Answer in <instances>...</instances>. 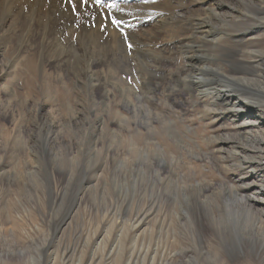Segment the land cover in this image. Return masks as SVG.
<instances>
[{
	"label": "rangeland",
	"instance_id": "374dc122",
	"mask_svg": "<svg viewBox=\"0 0 264 264\" xmlns=\"http://www.w3.org/2000/svg\"><path fill=\"white\" fill-rule=\"evenodd\" d=\"M172 1L173 11H188L201 0ZM182 22L173 39L184 34ZM130 24L116 29H131L135 41L120 32L134 49L138 28ZM162 36L172 43L170 32ZM15 37L0 44V264H264V232L253 229L234 194L248 199L256 185L248 177V184L236 185L238 170H225V160L216 159L237 142L226 136L234 126L211 119L205 105L168 83L184 69L182 50L160 53L154 44L155 72H112L119 87H132L133 102L138 95L147 103L134 112L124 106L121 89L109 85L110 96L102 97L83 76L42 58L44 47L17 48ZM80 43L74 44L77 63L85 59ZM234 46L228 37L220 50ZM240 55L224 63H239ZM12 60L14 79L5 74ZM49 116L52 127L42 120ZM238 184L244 192L235 191Z\"/></svg>",
	"mask_w": 264,
	"mask_h": 264
},
{
	"label": "bare ground",
	"instance_id": "6f19581e",
	"mask_svg": "<svg viewBox=\"0 0 264 264\" xmlns=\"http://www.w3.org/2000/svg\"><path fill=\"white\" fill-rule=\"evenodd\" d=\"M171 1L169 0L168 5L156 0L154 2L157 3L153 5L150 0H0V44L14 39V35L20 36L18 39L15 37L17 48L24 49L37 43L44 47L42 58L49 60L50 64L60 70L64 67L73 76L86 78L89 81L88 90L95 88L101 91L102 97L108 98L109 85L121 89L119 94L124 100V106L131 110L148 106L142 96L135 95L137 100L133 102L130 99L131 94H135L132 87H119L111 79L112 72L116 69L135 75L146 73L144 69L155 72L156 65L160 62L157 56L155 58L150 53H156L154 44L160 53L167 47L171 51L182 50L184 69L178 77L174 75L172 79L168 74L171 80L168 83L170 86L177 84L182 90H186L187 97L195 105H205L202 106L203 111L211 119H222L227 127L234 126V131L231 134L228 132L226 136L237 142H231L229 153L216 159L225 160L221 164L225 170H238L240 175L239 178H233L235 183L236 180L240 183L242 180L243 185L248 184V181H243V177H248L252 186L256 185L255 188L248 189V199L246 194H234L238 201H242L240 205H245V211L251 214L253 229L255 227V230L264 232V8L254 10V0H201L196 7L188 8V11H173L175 9L172 8ZM257 3L262 7L264 0H258ZM199 9L203 13L201 16L197 13ZM135 16L142 21L134 22L137 18ZM113 17L115 20H112ZM19 18H26V21ZM130 21L133 27L138 28V32H135V45L138 47L134 46L131 50L120 32L127 31V38L134 40L131 29H116ZM177 21H183L186 26L182 37L173 39L172 30ZM237 21L243 26L234 25ZM23 30H26L23 33L25 36L21 35ZM162 32H170V45L166 44L169 40L162 36ZM199 36L201 41L196 40ZM228 37L235 46L221 52L220 47ZM75 42L83 44L85 59L81 63L73 60L74 54L79 55L80 51L74 45ZM134 43L132 42L133 45ZM237 55L242 57L238 59L239 63L229 66L224 63L225 59ZM135 60L138 62L134 63ZM12 62L7 67L11 69L10 72L5 73L10 78L12 75L16 76V61ZM95 65L104 69L102 73H97ZM245 67L253 71L246 70ZM141 76L144 78L146 75ZM85 87L87 89V85ZM86 89L84 90L88 91ZM42 120L48 127L56 124L52 117ZM221 148L217 147V151ZM243 185L238 184L235 191H243ZM250 199V203H247ZM253 212H256V216ZM212 216L216 219L214 213Z\"/></svg>",
	"mask_w": 264,
	"mask_h": 264
}]
</instances>
